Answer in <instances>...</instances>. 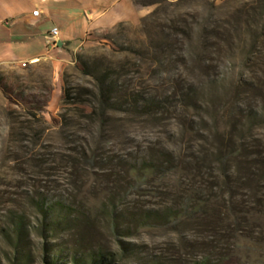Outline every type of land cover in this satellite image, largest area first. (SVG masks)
<instances>
[{
	"label": "rangeland",
	"instance_id": "obj_1",
	"mask_svg": "<svg viewBox=\"0 0 264 264\" xmlns=\"http://www.w3.org/2000/svg\"><path fill=\"white\" fill-rule=\"evenodd\" d=\"M135 4L0 61V264H264V0Z\"/></svg>",
	"mask_w": 264,
	"mask_h": 264
},
{
	"label": "crops",
	"instance_id": "obj_2",
	"mask_svg": "<svg viewBox=\"0 0 264 264\" xmlns=\"http://www.w3.org/2000/svg\"><path fill=\"white\" fill-rule=\"evenodd\" d=\"M18 5L12 27L2 26L17 41L5 44L3 50L10 55H0V61H40L55 48L49 37L54 28L63 47L77 42L81 46L88 35L134 23L144 15L135 0H18ZM36 9L40 12L37 17L33 15ZM16 53L28 56L19 59Z\"/></svg>",
	"mask_w": 264,
	"mask_h": 264
},
{
	"label": "trees",
	"instance_id": "obj_3",
	"mask_svg": "<svg viewBox=\"0 0 264 264\" xmlns=\"http://www.w3.org/2000/svg\"><path fill=\"white\" fill-rule=\"evenodd\" d=\"M67 103V100L65 101ZM222 153V154H221ZM220 153V157L221 159L223 160H226V162L232 160V155L233 154H223V152ZM235 153V152H234ZM229 168V167H228ZM234 173L233 171H231L230 169L229 170H226V180H232L233 179V176H234ZM259 175V172L258 170L256 171H253L251 170L250 168L248 169V176H246V178H244L245 180L241 179V182L243 181V184L244 186L246 187V189H253L254 187L252 186V183L255 181H257V176Z\"/></svg>",
	"mask_w": 264,
	"mask_h": 264
},
{
	"label": "built area",
	"instance_id": "obj_4",
	"mask_svg": "<svg viewBox=\"0 0 264 264\" xmlns=\"http://www.w3.org/2000/svg\"><path fill=\"white\" fill-rule=\"evenodd\" d=\"M33 15L35 17H37V16L40 15V12L38 10H35L33 12ZM49 37H50V40H51L50 44L53 45L54 47H57V41H58V37H59L58 29L54 28L53 30H51ZM31 63H32V61L31 62H21V65H22V67H27V65H30Z\"/></svg>",
	"mask_w": 264,
	"mask_h": 264
},
{
	"label": "water",
	"instance_id": "obj_5",
	"mask_svg": "<svg viewBox=\"0 0 264 264\" xmlns=\"http://www.w3.org/2000/svg\"><path fill=\"white\" fill-rule=\"evenodd\" d=\"M58 47H63V43L61 41L57 42Z\"/></svg>",
	"mask_w": 264,
	"mask_h": 264
},
{
	"label": "bare ground",
	"instance_id": "obj_6",
	"mask_svg": "<svg viewBox=\"0 0 264 264\" xmlns=\"http://www.w3.org/2000/svg\"><path fill=\"white\" fill-rule=\"evenodd\" d=\"M34 62H38V60H35Z\"/></svg>",
	"mask_w": 264,
	"mask_h": 264
}]
</instances>
